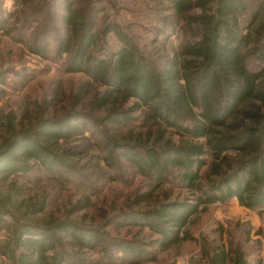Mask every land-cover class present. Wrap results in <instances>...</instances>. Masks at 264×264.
I'll list each match as a JSON object with an SVG mask.
<instances>
[{
  "label": "rangeland",
  "instance_id": "374dc122",
  "mask_svg": "<svg viewBox=\"0 0 264 264\" xmlns=\"http://www.w3.org/2000/svg\"><path fill=\"white\" fill-rule=\"evenodd\" d=\"M70 1L91 15L97 31L116 25L152 67H160L198 33L197 26L187 21L198 8L177 14L170 0ZM260 1L264 2L248 0L242 18L248 35L246 64L251 69L264 66L255 51L264 45V12L251 22ZM63 14V0H0V150L14 133L33 132L44 119L81 115L70 120L76 129L69 137L52 144L68 166L48 171L34 165L29 172L7 179L15 187L23 186L24 197L46 196L44 211L28 214L25 220L68 221L92 231L91 246L60 235L56 250L63 253L61 264H208L221 247L232 256L241 252L246 264H264V206L248 209L235 198L210 203L190 217L185 238L166 249L147 224L131 221V215L164 202H193V189L181 182L174 169L164 183L156 184L123 155L131 143L146 138L152 142L158 128L145 119L142 108L131 112L132 98L114 96V102L97 107L95 102L106 87L84 73L64 70L66 55L56 50L65 33ZM98 41L93 50L99 57L121 45L114 31L100 34ZM34 44L40 55L31 49ZM109 109L119 116L118 122L107 119ZM167 138L182 140L172 129L163 133V140ZM203 158L200 180L205 184L211 156ZM228 158L234 163L236 156L230 153ZM6 185L0 184L1 189L6 190ZM7 237L6 231L0 232V245ZM0 264H11L1 252Z\"/></svg>",
  "mask_w": 264,
  "mask_h": 264
},
{
  "label": "trees",
  "instance_id": "16d2710c",
  "mask_svg": "<svg viewBox=\"0 0 264 264\" xmlns=\"http://www.w3.org/2000/svg\"><path fill=\"white\" fill-rule=\"evenodd\" d=\"M170 1L177 14L198 8L187 18L198 33L160 67L149 65L116 25L97 31L91 15H85L70 0H63L65 33L56 47L59 55H66V72L84 73L106 87L95 102L97 107L114 102V96L132 98L131 112L142 108L145 119L158 128L152 142L146 138L131 143L123 153L126 159L156 184L164 183L174 169L181 182L193 189V202L168 201L131 215L132 222L147 224L158 234L162 249L182 241L190 217L210 203L235 198L248 209L264 206V66L251 69L246 64L248 35L242 18L249 2ZM262 12L264 2L260 1L251 22ZM111 31L116 33L120 47L107 57L97 56L93 48L100 34ZM31 49L38 55L42 52L35 44ZM255 51L264 64V45ZM112 110L106 117L116 123L119 116L115 117ZM79 118L81 115L44 119L35 131L14 133L1 147L0 184L7 185L6 190L0 187V232L6 231L8 237L0 252L11 264H61L63 253L56 250L60 235L84 246H91L95 238L91 230L82 231L68 221L38 224L25 220L28 214L44 211L46 196L24 197L23 186L6 182L12 175L29 172L34 165L48 171L65 166L67 162L54 152L52 144L68 138L76 129L70 120ZM168 129L182 140H163ZM230 153L236 156L234 163L228 158ZM204 154L211 156L205 184L200 180V170L206 164ZM234 254L221 247L209 257L208 264H246L241 252Z\"/></svg>",
  "mask_w": 264,
  "mask_h": 264
}]
</instances>
